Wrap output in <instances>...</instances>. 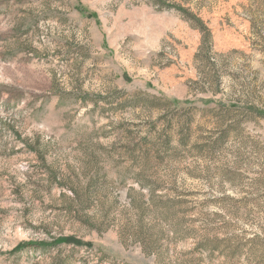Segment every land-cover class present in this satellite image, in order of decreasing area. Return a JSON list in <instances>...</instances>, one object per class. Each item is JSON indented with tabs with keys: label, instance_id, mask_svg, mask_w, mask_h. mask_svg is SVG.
Listing matches in <instances>:
<instances>
[{
	"label": "rangeland",
	"instance_id": "rangeland-1",
	"mask_svg": "<svg viewBox=\"0 0 264 264\" xmlns=\"http://www.w3.org/2000/svg\"><path fill=\"white\" fill-rule=\"evenodd\" d=\"M0 264H264V0H0Z\"/></svg>",
	"mask_w": 264,
	"mask_h": 264
},
{
	"label": "trees",
	"instance_id": "trees-1",
	"mask_svg": "<svg viewBox=\"0 0 264 264\" xmlns=\"http://www.w3.org/2000/svg\"><path fill=\"white\" fill-rule=\"evenodd\" d=\"M53 244L55 245V244H58V243H53ZM40 245H41V244H40ZM42 245H43V244H42Z\"/></svg>",
	"mask_w": 264,
	"mask_h": 264
}]
</instances>
